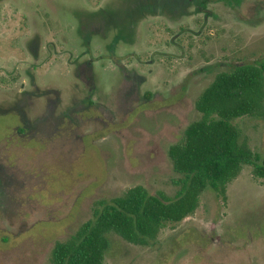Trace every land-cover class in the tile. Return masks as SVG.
I'll return each instance as SVG.
<instances>
[{
	"label": "rangeland",
	"instance_id": "1",
	"mask_svg": "<svg viewBox=\"0 0 264 264\" xmlns=\"http://www.w3.org/2000/svg\"><path fill=\"white\" fill-rule=\"evenodd\" d=\"M99 1L0 0V264H51L55 243L91 218L97 201L136 185L174 197L180 175L169 148L200 117L199 94L219 71L264 60V0L190 3L176 19L150 16L140 41L119 46L136 76L126 109L121 71L110 60L93 64L111 94L98 101L76 67L89 49L87 7ZM148 7L166 10L160 0ZM104 11L96 22L131 36L127 0ZM57 94L55 116L44 117ZM233 123L264 156V114ZM225 196L205 190L194 213L146 245L109 234L104 264H264V179L245 164Z\"/></svg>",
	"mask_w": 264,
	"mask_h": 264
},
{
	"label": "trees",
	"instance_id": "2",
	"mask_svg": "<svg viewBox=\"0 0 264 264\" xmlns=\"http://www.w3.org/2000/svg\"><path fill=\"white\" fill-rule=\"evenodd\" d=\"M208 1L197 0V4L206 7ZM195 107L200 117L169 148L180 175L177 194L154 195L136 185L120 196L97 201L92 217L55 243L51 264H104L111 233L133 244H149L167 224L194 213L205 190L226 197L227 186L245 164L264 179V156L240 140V130L233 123L237 118L264 114V60L219 71L199 94Z\"/></svg>",
	"mask_w": 264,
	"mask_h": 264
},
{
	"label": "flooded vegetation",
	"instance_id": "3",
	"mask_svg": "<svg viewBox=\"0 0 264 264\" xmlns=\"http://www.w3.org/2000/svg\"><path fill=\"white\" fill-rule=\"evenodd\" d=\"M122 0H100L98 5L95 6L93 9L89 8V11L92 14L93 18H90V23L85 24V26H81V28H84V32L82 37L84 39V43L86 47H89L88 50L85 51L84 54L80 55V59L77 64V78L82 80L88 87L89 96L92 97L96 91L98 96H96V100L101 101L102 99L111 98L110 93H103L100 89L101 87L98 86V72L96 74V71L93 69L95 63L100 62H106L107 60H110L112 63H115V66L121 71L122 74V83L120 82V89L122 90V98L124 101V108H127L126 103H130L129 99L131 98V95L137 94L136 91V84L133 83V80L136 78L132 72H129L130 70L125 66L123 63L124 58L118 54V48L122 44H134L137 41H140V38L142 36V26L141 24L146 21L150 16H160V15H167L170 17H173L174 19L177 18V16L180 15L179 8L182 7L183 12L186 9V6L190 3H197V0H160L161 4H165L166 10H157L156 12L148 13L145 9L142 10V8H146L150 6L152 0H127V3L129 5V16L130 17V25L128 26V30H132L131 36H122L121 32L117 31L118 27L117 24L114 23H107L106 20L103 21H97L96 18L99 11L108 10L111 6H113L116 3L121 2ZM201 1V0H200ZM148 5V6H146ZM149 8V7H148ZM52 16L53 13L49 12ZM183 14V13H182ZM111 18H114L115 14H108ZM111 21V20H110ZM107 23V24H105ZM51 24V22H50ZM119 32L117 34V32ZM114 32L113 34H111ZM110 37V38H109ZM95 47H104L102 50L106 54H101L99 56H94L93 50L91 49ZM34 56V55H33ZM38 56V55H37ZM35 57V56H34ZM37 58V57H36ZM126 58H128L126 56ZM123 61V62H122ZM121 63V64H120ZM96 67V66H95ZM126 68V69H125ZM135 77V78H134ZM120 78V79H121ZM127 79H130L129 82H127ZM36 87V86H35ZM38 87V86H37ZM39 89V88H38ZM54 89V88H53ZM49 89L46 90V93H48ZM133 91V92H131ZM56 92V91H55ZM58 92V91H57ZM56 92V93H57ZM111 92V91H110ZM29 92L25 93L28 95ZM119 93V90H118ZM30 95V94H29ZM116 95V93L114 94ZM95 97V96H94ZM60 98V94L55 95V98H49L45 104L46 109L43 110V113H46L44 117L47 116V114L55 116L58 99ZM133 99V98H132ZM81 101V100H80ZM95 101V100H94ZM102 102V101H101ZM93 102H89V106L92 105ZM71 109V108H67ZM80 108H76L74 110L75 112H78ZM73 110V109H71ZM29 119V118H27ZM37 120H35L36 122ZM27 122V121H26ZM19 129V128H18ZM25 128L23 130L19 131L21 134L25 132Z\"/></svg>",
	"mask_w": 264,
	"mask_h": 264
}]
</instances>
